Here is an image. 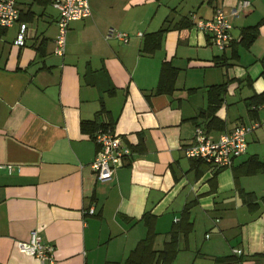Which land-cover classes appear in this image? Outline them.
I'll return each instance as SVG.
<instances>
[{"label": "crops", "instance_id": "1", "mask_svg": "<svg viewBox=\"0 0 264 264\" xmlns=\"http://www.w3.org/2000/svg\"><path fill=\"white\" fill-rule=\"evenodd\" d=\"M87 1L62 57L53 55L49 3L53 12L35 13L19 0L21 15L0 34V165L12 167L0 171V264H124L147 236L161 250L172 230L171 264H264V116L255 99L264 93V0L235 13L240 0ZM217 5L230 23L224 51L190 17L208 19ZM254 26L247 46L243 30ZM254 123L231 167L183 156L196 127L215 139ZM101 127L130 151L104 182L90 169ZM31 231L52 246L51 263L18 252Z\"/></svg>", "mask_w": 264, "mask_h": 264}, {"label": "built area", "instance_id": "2", "mask_svg": "<svg viewBox=\"0 0 264 264\" xmlns=\"http://www.w3.org/2000/svg\"><path fill=\"white\" fill-rule=\"evenodd\" d=\"M19 0H0V27L6 28L18 20ZM49 4L57 12L55 20L56 31L53 39V55L62 57L64 54L66 33L68 24L72 20L82 19L90 13L87 0H50ZM248 4L246 0L237 2V6L232 10L242 9ZM192 25L195 29L207 35V39L212 47L218 51H224L229 43L230 23L220 6H214L211 17L208 19L197 18L191 15ZM27 26L19 24L15 45H22L23 38L26 37ZM111 37L119 43H126L128 34L122 31H108ZM140 33L137 32V35ZM264 116V103L259 106ZM264 125V120H263ZM259 126L254 123L250 127L236 124L231 131L221 133L215 139L208 138L198 127L194 129L192 142L182 149L183 156L187 159L198 160L216 168L231 167L234 159L244 155L247 151V133ZM92 141L96 146V152L90 163L91 172L95 180L99 182L108 181L114 170L121 162L130 155V151L121 143V139L109 128H98L92 134ZM7 175L12 171L9 165H0ZM86 213L91 215L92 208H88ZM16 248L19 253L37 259L40 263L52 262V246L41 243L34 231L29 233L28 240L17 242Z\"/></svg>", "mask_w": 264, "mask_h": 264}, {"label": "trees", "instance_id": "3", "mask_svg": "<svg viewBox=\"0 0 264 264\" xmlns=\"http://www.w3.org/2000/svg\"><path fill=\"white\" fill-rule=\"evenodd\" d=\"M40 4H48L50 0H36ZM24 14H28L29 18L32 16L31 12H25ZM21 15V10H19V16ZM3 27H0V34L3 31ZM163 28L159 29L156 34L161 32ZM257 35V28L254 27H247L243 30V37L242 42L245 45L249 46L253 40L256 38ZM211 90L215 93H219L221 90L220 86L211 87ZM255 99H259L260 104L264 103V93L260 96L256 97ZM91 127V131L94 130V125L89 123H81L80 128L82 130L88 129ZM173 230L171 231L170 238L168 242H166L162 249L159 251H154L151 248L150 244V237L147 236L145 239L141 240L135 248L130 252L127 259L125 260L124 264H171V261L174 257L176 252V241L175 237L173 236Z\"/></svg>", "mask_w": 264, "mask_h": 264}, {"label": "rangeland", "instance_id": "4", "mask_svg": "<svg viewBox=\"0 0 264 264\" xmlns=\"http://www.w3.org/2000/svg\"><path fill=\"white\" fill-rule=\"evenodd\" d=\"M28 1V3H30V9L32 10V11H34L35 13H39V12H44V13H46V12H53L52 10H51V8H50V6L49 5H47V4H45V5H43V4H40L38 1H36V0H27ZM34 23V22H33Z\"/></svg>", "mask_w": 264, "mask_h": 264}]
</instances>
